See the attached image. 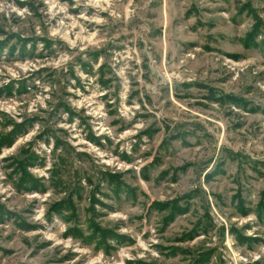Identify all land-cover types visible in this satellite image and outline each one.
<instances>
[{
	"label": "rangeland",
	"instance_id": "rangeland-1",
	"mask_svg": "<svg viewBox=\"0 0 264 264\" xmlns=\"http://www.w3.org/2000/svg\"><path fill=\"white\" fill-rule=\"evenodd\" d=\"M0 264H264V0H0Z\"/></svg>",
	"mask_w": 264,
	"mask_h": 264
}]
</instances>
